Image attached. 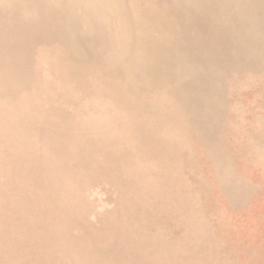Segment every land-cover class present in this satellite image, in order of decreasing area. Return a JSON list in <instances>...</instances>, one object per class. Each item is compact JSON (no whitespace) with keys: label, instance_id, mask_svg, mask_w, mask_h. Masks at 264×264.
Wrapping results in <instances>:
<instances>
[{"label":"rangeland","instance_id":"374dc122","mask_svg":"<svg viewBox=\"0 0 264 264\" xmlns=\"http://www.w3.org/2000/svg\"><path fill=\"white\" fill-rule=\"evenodd\" d=\"M0 264H264V0H0Z\"/></svg>","mask_w":264,"mask_h":264}]
</instances>
